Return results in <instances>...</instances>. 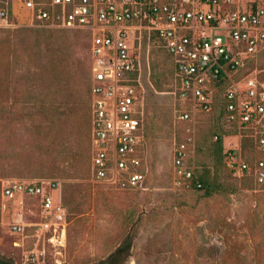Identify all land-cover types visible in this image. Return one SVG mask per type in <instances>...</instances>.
Here are the masks:
<instances>
[{
  "label": "rangeland",
  "instance_id": "rangeland-1",
  "mask_svg": "<svg viewBox=\"0 0 264 264\" xmlns=\"http://www.w3.org/2000/svg\"><path fill=\"white\" fill-rule=\"evenodd\" d=\"M5 1L15 27L0 28V260L32 264L33 230L14 235L9 225L39 220L32 199L7 200L2 184L54 178L63 181L64 196L86 192L87 204L70 218L67 247L58 255L46 247L41 264H264V187L233 175L224 161L213 163L212 114L197 115L190 163L209 170L223 192L205 197L175 172L174 150L189 124L177 118L173 69L159 44L151 39L137 48L146 181L133 190L93 182L89 35L41 27L21 0ZM254 67L264 68V55ZM222 126L224 149L235 147V129ZM244 143L255 154L254 144ZM126 237L131 248L116 255Z\"/></svg>",
  "mask_w": 264,
  "mask_h": 264
},
{
  "label": "built area",
  "instance_id": "built-area-1",
  "mask_svg": "<svg viewBox=\"0 0 264 264\" xmlns=\"http://www.w3.org/2000/svg\"><path fill=\"white\" fill-rule=\"evenodd\" d=\"M33 22L56 30L89 35L91 180L121 189L143 187L142 43L155 40L173 69L177 118L189 124L176 144L173 165L187 187L194 183L197 115L210 113L216 92L223 101V125L234 128L236 146L224 151L233 175L252 177L264 187V68H252L264 55V0H21ZM9 3L0 0V28H13ZM138 76V77H137ZM254 144L247 161L242 138ZM217 137H214L216 140ZM63 181L17 179L2 184V197L39 211L37 222L11 223L24 236L33 230L32 264L49 247L56 255L67 247L68 212ZM40 247H42L40 249ZM43 263V261H42ZM60 264V261L56 262Z\"/></svg>",
  "mask_w": 264,
  "mask_h": 264
},
{
  "label": "trees",
  "instance_id": "trees-1",
  "mask_svg": "<svg viewBox=\"0 0 264 264\" xmlns=\"http://www.w3.org/2000/svg\"><path fill=\"white\" fill-rule=\"evenodd\" d=\"M252 68H254V64L251 65ZM225 87H221L217 92L215 96V101L213 104V109L210 113L212 114L216 121H217V131L214 132L213 137H217L215 141L212 143L211 147V155L213 157V163L215 165L220 166L223 161L224 157V139L226 136H228V132L224 129L222 126L223 124V101L221 98V92L224 90ZM204 114V113H200ZM221 124V127H220ZM244 140L247 139L248 143H253V141L247 137H243ZM182 140V139H181ZM180 140V141H181ZM179 141V142H180ZM254 146V145H253ZM245 147H247L246 143L242 145V150L244 152L245 159L247 161L253 160L254 153L251 152H245ZM225 165V164H224ZM226 167V166H225ZM227 168V167H226ZM228 170V169H227ZM230 172V171H229ZM231 173V172H230ZM198 182L201 187L197 188L194 184L192 188L194 190L202 191L203 196L210 197L214 194H218L223 192V186L221 183H219L214 177L210 175L209 170H204L202 172L194 171V183ZM63 203L66 206L67 212H68V220L70 221L71 216L79 215L84 212L87 204V193L81 192V191H72L70 193H66L64 196L63 194ZM131 248V238L126 237L122 243L117 247L115 254L120 255L123 252H128ZM0 264H9L5 261L0 260ZM98 264H105V262H100Z\"/></svg>",
  "mask_w": 264,
  "mask_h": 264
},
{
  "label": "crops",
  "instance_id": "crops-1",
  "mask_svg": "<svg viewBox=\"0 0 264 264\" xmlns=\"http://www.w3.org/2000/svg\"><path fill=\"white\" fill-rule=\"evenodd\" d=\"M224 142H225V140H224Z\"/></svg>",
  "mask_w": 264,
  "mask_h": 264
}]
</instances>
